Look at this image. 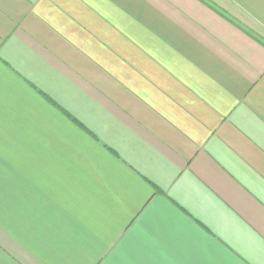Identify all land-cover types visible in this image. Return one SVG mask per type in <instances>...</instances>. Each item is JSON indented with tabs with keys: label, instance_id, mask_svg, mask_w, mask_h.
I'll list each match as a JSON object with an SVG mask.
<instances>
[{
	"label": "crops",
	"instance_id": "0c3cea01",
	"mask_svg": "<svg viewBox=\"0 0 264 264\" xmlns=\"http://www.w3.org/2000/svg\"><path fill=\"white\" fill-rule=\"evenodd\" d=\"M0 264H264V0H0Z\"/></svg>",
	"mask_w": 264,
	"mask_h": 264
},
{
	"label": "trees",
	"instance_id": "16d2710c",
	"mask_svg": "<svg viewBox=\"0 0 264 264\" xmlns=\"http://www.w3.org/2000/svg\"><path fill=\"white\" fill-rule=\"evenodd\" d=\"M202 2H205L206 0H201ZM207 6H211L209 2H206Z\"/></svg>",
	"mask_w": 264,
	"mask_h": 264
}]
</instances>
